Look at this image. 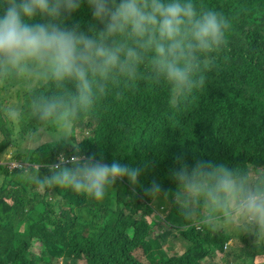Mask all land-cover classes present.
<instances>
[{
	"label": "trees",
	"instance_id": "trees-1",
	"mask_svg": "<svg viewBox=\"0 0 264 264\" xmlns=\"http://www.w3.org/2000/svg\"><path fill=\"white\" fill-rule=\"evenodd\" d=\"M215 8L230 22L225 46L214 53L211 67L203 73L204 83L179 105L171 103L169 89L145 74L132 82L112 86L100 97L93 112L83 117L67 140L49 142L30 151L21 148L22 139L36 126L25 119L12 122L4 113L6 105L19 103L27 87L6 103L0 93V158L18 145L13 159L29 164L59 163L78 147L82 157H113L122 164L142 166L138 184L117 180L103 202L70 189L35 185L27 175L19 180L20 168L0 165V264H53L68 259L84 264H144L130 253L142 248L148 264H203L214 249L223 250L220 228L212 229L198 219H184L165 195L149 196L153 182L162 192L174 191L170 173L197 159L247 167L264 164V0H197ZM91 14L87 7L76 13L70 24L87 28ZM24 84V83H23ZM1 88V86H0ZM23 125L22 132L16 127ZM77 132L78 136L75 134ZM70 162V161H68ZM164 202L161 237H149L156 221L147 222L155 200ZM73 211V213H71ZM198 225L203 226L199 228ZM66 230L64 239L54 242L40 238L44 231ZM173 229L187 238L183 254L168 256L164 246ZM35 232L37 236H32ZM230 232H227V236ZM244 264L254 255H264V243L247 240ZM171 248V247H169ZM66 263V264H67ZM228 264H231L228 262Z\"/></svg>",
	"mask_w": 264,
	"mask_h": 264
},
{
	"label": "clouds",
	"instance_id": "clouds-1",
	"mask_svg": "<svg viewBox=\"0 0 264 264\" xmlns=\"http://www.w3.org/2000/svg\"><path fill=\"white\" fill-rule=\"evenodd\" d=\"M85 6L89 26L70 24ZM229 26L222 12L197 0H0V82L29 85L24 98L4 113L21 124L26 118L36 122L22 139L23 147L34 151L72 137L74 126L93 112L100 97L112 86L141 78L145 69L179 105L203 85V73L225 46ZM9 153L0 165L19 167L18 159L5 157ZM44 166L46 174L35 164L27 171L19 167L17 175L97 202L117 180L136 186L143 171L116 157L110 163L82 157L78 147L70 158L61 155L59 163ZM170 179L174 191L162 192L153 182L147 194L167 196L186 220L198 219L212 229L230 226L264 243L263 163L236 167L197 159L191 167L182 163L172 170ZM230 241L215 255L230 256Z\"/></svg>",
	"mask_w": 264,
	"mask_h": 264
},
{
	"label": "rangeland",
	"instance_id": "rangeland-1",
	"mask_svg": "<svg viewBox=\"0 0 264 264\" xmlns=\"http://www.w3.org/2000/svg\"><path fill=\"white\" fill-rule=\"evenodd\" d=\"M23 87H28L29 85L23 84ZM0 93L2 95H6L9 98H6V103H11L15 99H12V96L15 95V97L18 99L22 98V93L18 88H11L6 86L3 82H0ZM9 105H6L7 107ZM14 122V120H11ZM17 131H21L22 126L19 125L16 127ZM75 134L78 136L77 132ZM21 148H23V144L21 145ZM19 151L18 145H15V147L10 148V153L6 155V158L10 157H16L17 152ZM23 160L18 159V162L16 163L17 166H19L23 170H28L29 164L26 162H22ZM23 175H17L16 174V179L19 180L22 178ZM156 202L154 203V211L149 215L147 214L146 220L147 222H150L151 220L154 219L157 223H153L152 228L149 231V237L154 238V237H161L162 236V231L166 228L163 227L164 221L162 220L161 216L163 214V209H164V201L161 199L155 200ZM73 213V211L71 212ZM220 233L218 236L219 242H222L224 240H231L229 243V250H230V256H223L222 254H219V252L216 253V249L213 250L212 256L210 258L204 260V264H228L230 262L231 264H244L245 257L243 255L247 254V251L249 250L248 245L246 244V241L244 237H247L248 240H251L253 236L248 235V234H241L237 232L235 229L231 228L230 226H224L223 228H220ZM65 232L66 230L58 227L54 228L53 230L50 231H44L43 233L40 234V238L43 240V238H50L52 241L57 242L65 237ZM227 232H230L227 236ZM67 233V232H66ZM32 236H37L35 232L32 233ZM189 242L187 238H183L181 234L179 233L178 230L173 229L170 236L168 237V241L164 246V249L167 250L168 256H172L176 254H180L179 252L184 250V243ZM171 247V248H169ZM130 256L133 260L135 261H140L141 263L148 264V260L145 257V254L143 253V249L137 248L133 250L130 253ZM68 262V259H63V260H55L53 264H66ZM163 264H170L172 263L171 259L170 260H162ZM67 264H84L83 262H77L76 260L73 263H67ZM246 264V263H245ZM247 264H264V255H254L248 260Z\"/></svg>",
	"mask_w": 264,
	"mask_h": 264
},
{
	"label": "built area",
	"instance_id": "built-area-1",
	"mask_svg": "<svg viewBox=\"0 0 264 264\" xmlns=\"http://www.w3.org/2000/svg\"><path fill=\"white\" fill-rule=\"evenodd\" d=\"M69 159H66V161H68Z\"/></svg>",
	"mask_w": 264,
	"mask_h": 264
}]
</instances>
